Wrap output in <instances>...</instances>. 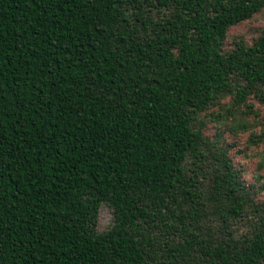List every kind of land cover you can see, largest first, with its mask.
I'll use <instances>...</instances> for the list:
<instances>
[{
  "label": "trees",
  "instance_id": "1",
  "mask_svg": "<svg viewBox=\"0 0 264 264\" xmlns=\"http://www.w3.org/2000/svg\"><path fill=\"white\" fill-rule=\"evenodd\" d=\"M262 9L0 0V264H264V183L196 126L250 96L264 143V26L222 49Z\"/></svg>",
  "mask_w": 264,
  "mask_h": 264
},
{
  "label": "rangeland",
  "instance_id": "2",
  "mask_svg": "<svg viewBox=\"0 0 264 264\" xmlns=\"http://www.w3.org/2000/svg\"><path fill=\"white\" fill-rule=\"evenodd\" d=\"M264 26V9L249 18L228 27L222 43L223 50L232 47L233 40L241 39L249 44ZM248 105V106H245ZM262 106L252 97L236 107H232L227 96L219 97L197 115V124L202 136L209 142L214 140L225 149L232 166L238 172L240 180L247 186L258 188L264 183V143L249 141L250 135H257L260 129L259 117ZM257 198L264 195L258 189ZM111 223V209L99 203L94 230L102 232Z\"/></svg>",
  "mask_w": 264,
  "mask_h": 264
}]
</instances>
